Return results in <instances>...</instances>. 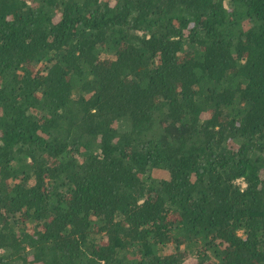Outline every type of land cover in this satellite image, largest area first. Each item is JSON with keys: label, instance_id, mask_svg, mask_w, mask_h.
<instances>
[{"label": "trees", "instance_id": "16d2710c", "mask_svg": "<svg viewBox=\"0 0 264 264\" xmlns=\"http://www.w3.org/2000/svg\"><path fill=\"white\" fill-rule=\"evenodd\" d=\"M0 264H264V0H0Z\"/></svg>", "mask_w": 264, "mask_h": 264}, {"label": "rangeland", "instance_id": "374dc122", "mask_svg": "<svg viewBox=\"0 0 264 264\" xmlns=\"http://www.w3.org/2000/svg\"><path fill=\"white\" fill-rule=\"evenodd\" d=\"M239 183L243 184V182H241L240 180H238Z\"/></svg>", "mask_w": 264, "mask_h": 264}]
</instances>
